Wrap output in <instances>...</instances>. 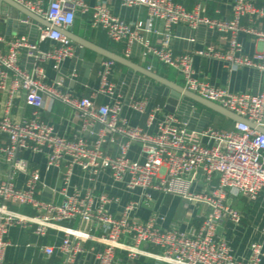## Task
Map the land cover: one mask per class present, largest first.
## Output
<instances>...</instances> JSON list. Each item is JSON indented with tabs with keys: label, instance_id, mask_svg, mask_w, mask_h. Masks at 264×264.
<instances>
[{
	"label": "built area",
	"instance_id": "2783aa9c",
	"mask_svg": "<svg viewBox=\"0 0 264 264\" xmlns=\"http://www.w3.org/2000/svg\"><path fill=\"white\" fill-rule=\"evenodd\" d=\"M13 1L46 19L52 27L24 17L19 19L21 23L37 26V42L25 35H0V92L6 96L0 113V163L10 170L8 177L0 178V264H30L6 262V252L12 245L8 235L14 227L32 231L38 238H45L52 230L61 232V242L42 246V251L47 258L59 253L63 264H117L120 251L131 260L149 256L167 264H264L262 243L250 245L248 259H237L218 234L225 222L242 221L241 212L229 202L231 197L256 201L264 193V133L257 130L264 128V89L233 93L213 86L197 77L192 55L177 54L172 47L176 26L192 30L205 27L227 34V46L217 49L209 45L195 54L221 61L231 73L248 68L264 74V6L257 0H232L231 17L217 19L205 15L201 5L189 10L175 0H120L124 7L147 9L145 20L126 21L112 13V0H97L94 5L85 0ZM78 12L90 15L92 28L122 45L126 59L130 60L134 47L139 46L143 58H155L175 71L185 89L247 119L255 128L235 122L230 130L213 125L199 130L164 106L150 107L146 97L130 99L128 106L146 119L145 127L131 126L122 117L123 97L111 80L117 63L109 59L102 63L98 87L87 97L78 98L64 90L63 80L50 83L47 66L59 70L74 57L76 44L61 31H71ZM241 34L257 38L263 48L247 54L239 41ZM47 40L54 45L41 49L40 43ZM23 54L32 62L29 69L20 63ZM72 77H77L76 70ZM100 96L109 102L97 105ZM20 97L33 113L16 120L13 110ZM47 97L75 112L82 125L80 136H62L43 119ZM108 133L126 139L115 156L103 147ZM131 143L140 144L143 161L129 158ZM24 151L44 155L46 171L59 169L66 162L60 202L41 198L45 185L40 171L30 169L29 161L21 156ZM75 168L88 172L91 179L109 171L112 179L127 190H141L140 198L130 202L120 216L114 215L108 206L116 200L106 194L95 197L92 192L85 196L67 192ZM17 174L25 177L23 187L16 184ZM154 191L180 197L187 206L206 207L208 212L200 227L188 233L175 226L163 229L154 218L142 221L136 217L138 208L153 201ZM75 222L79 225H70ZM92 241L101 248L90 263L83 259ZM145 244L159 253L142 249Z\"/></svg>",
	"mask_w": 264,
	"mask_h": 264
},
{
	"label": "crops",
	"instance_id": "0c3cea01",
	"mask_svg": "<svg viewBox=\"0 0 264 264\" xmlns=\"http://www.w3.org/2000/svg\"><path fill=\"white\" fill-rule=\"evenodd\" d=\"M87 4L94 5L97 0H85ZM232 0H180L187 9H195L201 5L203 13L212 18L229 19L231 17L230 3ZM258 5L264 4V0H257ZM112 13L126 21L145 20L147 18V9L145 7L128 8L124 7L120 0H112L110 3ZM18 13L7 5L0 7V35L14 37L25 35L32 42H37L39 30L35 24H23L20 21L11 24V19L16 20ZM20 16L19 19H23ZM162 28L161 23H156ZM71 31L89 42L107 49L109 51L114 42H112L105 32L100 29L92 28L90 24V15L77 13L74 25ZM174 39L172 47L177 54H190L193 56V67L198 78L206 80L211 85L227 89L233 93H257L264 89V74L244 68L238 72L231 73L224 64L216 59L206 58L194 53L196 50L203 49L209 45L217 49H224L227 46V34L217 33L205 27H199L192 30L184 25L176 26L173 29ZM156 39V38H154ZM194 39L195 41H192ZM239 41L247 54H253L263 48V44L257 38L247 34H241ZM54 45L52 41L40 43V48L47 50ZM80 47L76 45L74 57L67 60L59 70L47 66V75L50 83L63 80V89L82 98L89 96L99 85V71L106 58L97 53L86 50L84 59L76 57V50ZM133 62L145 68H150L152 72L167 78L168 80L183 86L182 78L173 70L161 64L155 58H143L141 48L135 46L132 57ZM21 65L29 69L32 65L30 59L25 54L21 55ZM77 71V77H72L73 71ZM116 85L117 91L122 95L124 108L122 117L126 119L131 126L145 127V117L133 111L128 103L131 98H147L150 101V107L155 105L164 106L167 104L168 97L164 95L165 88L159 84L144 78L139 74L132 73L129 69L117 65L111 77ZM6 96L0 92V113L3 112ZM97 105L109 102L105 96L97 99ZM178 110L175 112L180 118L191 122L193 128L202 129L208 126L213 120L216 127L220 125L215 123L214 115H207L205 109L194 105L191 102L180 100ZM33 109L24 103L22 97L16 100L13 110V118L21 120L30 117ZM43 119L55 127L58 134L72 139L80 136L82 125L79 123L75 112L60 101H52L46 98L45 108L41 112ZM234 124V122H233ZM232 129V128H231ZM154 131V128L150 129ZM85 134V133H83ZM1 140V139H0ZM126 141L119 135L107 134V141L104 144V150L107 154L115 156L119 153L120 145ZM21 156L29 161L30 169H37L41 174V183L45 185L41 192L43 198L44 190L50 189V198L55 202L62 200L60 191L63 189V174L66 171V162L61 164L59 169L46 171V158L39 153L24 151ZM129 158L134 161H143L139 143H131L129 149ZM9 167L5 163H0V178L8 177ZM16 184L23 187L25 184L24 175H15ZM200 187H202L200 185ZM69 194L80 193L85 196L92 192L95 197L106 194L116 201L108 206V209L117 216H120L125 207L132 201L140 198L141 190L129 191L122 183L115 182L109 171H102L97 177L91 179L88 172L75 168L67 187ZM153 201L149 205L142 206L135 211V216L142 221H148L151 218L156 219L157 224L163 229H169L173 226L184 232H194L202 224L208 209L203 206H187L182 198L166 195L159 191L152 192ZM229 202L236 207L242 215L240 224L225 222L218 228V234L225 239L232 249L237 259H248L250 256V245L253 242H260L264 245V236L262 228L264 226V193H261L256 201H251L247 197H231ZM15 210L25 212L24 208L14 207ZM70 225H79V222ZM96 226V225H95ZM98 234V233H97ZM8 239L11 246L6 252L7 263L28 262L30 264H63L62 255L56 253L53 257L47 258L42 251V246L57 245L61 242L62 233L52 230L45 238L36 237L32 231H24L17 227L10 229ZM29 245V246H28ZM88 255L83 259L90 263L94 262L95 253L101 248L97 242L87 244ZM142 249L158 254L159 251L145 244ZM117 264H167L154 257L141 256L137 259H129L126 253H118Z\"/></svg>",
	"mask_w": 264,
	"mask_h": 264
},
{
	"label": "water",
	"instance_id": "95a60500",
	"mask_svg": "<svg viewBox=\"0 0 264 264\" xmlns=\"http://www.w3.org/2000/svg\"><path fill=\"white\" fill-rule=\"evenodd\" d=\"M3 5H7L11 7L13 10H15L18 13V18L16 20L11 19L10 21L11 24H15L16 22L18 23L19 17L24 16L32 20V22L42 25L43 27H47V28L52 27V24L49 23L46 19L39 17L35 13L19 5L13 0H0V7H2ZM61 32L67 35L71 40L74 41V43L78 47H80L79 50L78 49L76 50L75 53L76 57H80V59H84V52L86 50L93 51L106 59L115 61L117 64L129 69L132 73L139 74L144 78H147L148 80L153 81L159 84L160 86L164 87L165 88L164 95L168 97V101L167 104L165 105V109L170 113H175L178 110L179 107L178 104L180 100H183L185 102H191L194 105L203 107L206 110L208 116L212 115V113H216L234 123L235 122L246 123L249 124L251 127L255 128V125L249 122L247 119L242 118L236 115L235 113L230 112L229 110L221 107L220 105L211 102L207 99H204L195 93L190 92L189 90L185 89L182 85L174 83L168 80L167 78L162 77L157 73L152 72L141 65H138L132 60L126 59L125 57L118 55L112 51L101 48L89 42L88 40L79 37L78 35L74 34L72 31H61ZM257 130L260 131L261 133H264V128H257ZM50 193H51L50 189H45L42 199L49 202L51 200Z\"/></svg>",
	"mask_w": 264,
	"mask_h": 264
},
{
	"label": "trees",
	"instance_id": "16d2710c",
	"mask_svg": "<svg viewBox=\"0 0 264 264\" xmlns=\"http://www.w3.org/2000/svg\"><path fill=\"white\" fill-rule=\"evenodd\" d=\"M175 1H177V2H180V0H175ZM262 6H264V4H262V3H260ZM122 45H120V44H116V43H113V45L111 46V48H110V50L112 51V52H114V53H116V54H118V55H123L122 54ZM118 66H119V64H117ZM198 106V105H197ZM201 109H204L203 107H201V106H199ZM214 113H212V115H213ZM215 123L216 124H218V125H220V129H223V130H230L232 127H233V122L232 121H230V120H228V119H226V118H222V116L221 117H219L218 116V118H216V120H215ZM208 125H213V126H215V124L213 123V120L212 121H210L209 123H208ZM216 127V126H215ZM217 128H219V127H217Z\"/></svg>",
	"mask_w": 264,
	"mask_h": 264
},
{
	"label": "rangeland",
	"instance_id": "374dc122",
	"mask_svg": "<svg viewBox=\"0 0 264 264\" xmlns=\"http://www.w3.org/2000/svg\"><path fill=\"white\" fill-rule=\"evenodd\" d=\"M213 115H214V116H213V117H214V120H216V118H218V116L221 117L220 115H218V114H216V113H214ZM222 118H223V117H222Z\"/></svg>",
	"mask_w": 264,
	"mask_h": 264
}]
</instances>
